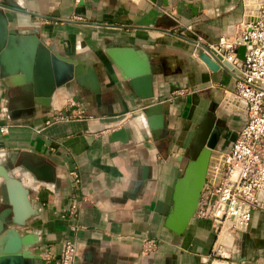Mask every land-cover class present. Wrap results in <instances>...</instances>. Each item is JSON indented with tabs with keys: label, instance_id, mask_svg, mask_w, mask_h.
Wrapping results in <instances>:
<instances>
[{
	"label": "crops",
	"instance_id": "obj_1",
	"mask_svg": "<svg viewBox=\"0 0 264 264\" xmlns=\"http://www.w3.org/2000/svg\"><path fill=\"white\" fill-rule=\"evenodd\" d=\"M8 1L43 15L127 26L63 23L4 10L9 28L34 30L54 52L94 67L101 91L97 103L89 86L59 88L52 110L42 112L39 106L18 108L17 88L0 89V127L8 128L0 132V162L18 164L14 174L30 189L36 214L19 231L36 236L40 264L46 251L58 256L65 239L76 243L75 264H217L209 259L215 241L211 221L194 217L180 235L164 222L173 187L188 161L185 150L203 115L217 105L215 123L222 130L217 150L231 146L246 115L229 98L236 79L222 69L210 71L198 58L202 50L177 35L194 33L199 42L214 47L244 19L246 0L0 3ZM107 43L133 45L154 56L158 70L152 98L136 96L106 56ZM158 102L168 111L164 130L154 135L143 110ZM70 103L89 115L46 123ZM123 126L130 139L111 138ZM40 165L51 168V181L33 172ZM143 167L148 175L144 181ZM72 170L80 177L78 183L70 178ZM73 198L79 206L71 219L67 209ZM4 208L0 200V211ZM146 238L157 244L148 253L143 251ZM228 254L226 264H264V211H253L247 228L233 234Z\"/></svg>",
	"mask_w": 264,
	"mask_h": 264
},
{
	"label": "water",
	"instance_id": "obj_2",
	"mask_svg": "<svg viewBox=\"0 0 264 264\" xmlns=\"http://www.w3.org/2000/svg\"><path fill=\"white\" fill-rule=\"evenodd\" d=\"M79 2L83 3V0ZM6 9L63 23L119 29H125L127 26L66 19L59 17L57 13L48 16L21 9L12 1H8L7 4L0 3V89L3 90L6 86L17 88L18 93L15 96L17 107L24 109L39 106L42 112H49L52 110L51 102L56 90L59 88L69 90L74 85L84 89L89 86L96 102L99 103L101 91L94 67L54 52L40 40L34 30L23 32L9 28L4 12ZM164 31L174 34L169 30ZM186 35L177 36L202 50L198 58L210 71L222 69L235 79L241 76L235 66L223 59V50L217 52L213 47L199 42L194 33ZM246 48V45H240L236 49L239 61H243ZM104 52L120 74L129 81L136 96L141 99L154 96V77L158 65L153 62V55L133 45L115 43H107ZM216 106L205 114L196 129L191 141L194 156L186 162L173 187L172 205L164 225L176 235L182 234L190 220L194 218L211 152L222 132L221 128L215 126ZM167 111L168 109L163 108L160 102L148 105L143 110L152 134L158 135L164 130V116ZM111 138H118L123 142L130 139L124 126L113 131ZM21 163L25 162L22 160ZM18 166L12 161L0 162V200L5 205L0 211V264H40L39 249H34L38 242L36 236L19 231V226H23L36 211L31 204L29 187L19 175L14 174ZM32 170L38 175V179L51 181L53 178L48 165H40ZM146 171L147 168L143 167L142 181L148 177Z\"/></svg>",
	"mask_w": 264,
	"mask_h": 264
},
{
	"label": "built area",
	"instance_id": "obj_3",
	"mask_svg": "<svg viewBox=\"0 0 264 264\" xmlns=\"http://www.w3.org/2000/svg\"><path fill=\"white\" fill-rule=\"evenodd\" d=\"M244 19L228 35L221 36L213 47L223 50L222 57L241 73L236 89L229 98L246 115L243 126L227 150L213 149L194 217L211 221L215 241L209 255L211 261L226 264L233 234L247 228L252 212L264 211V0H246ZM246 45L243 61L236 49ZM89 114L84 108L67 104L51 114L46 123L69 119H83ZM8 131L0 127L1 133ZM73 182L80 177L76 170L69 172ZM78 200L71 199L68 217L77 215ZM154 239L143 241V251L156 248ZM76 243L65 239L61 252L42 255L43 264H75Z\"/></svg>",
	"mask_w": 264,
	"mask_h": 264
},
{
	"label": "flooded vegetation",
	"instance_id": "obj_4",
	"mask_svg": "<svg viewBox=\"0 0 264 264\" xmlns=\"http://www.w3.org/2000/svg\"><path fill=\"white\" fill-rule=\"evenodd\" d=\"M211 110V109H210ZM220 123H215V126L219 128ZM189 157L192 158L194 156V151L192 150V147L188 148Z\"/></svg>",
	"mask_w": 264,
	"mask_h": 264
},
{
	"label": "rangeland",
	"instance_id": "obj_5",
	"mask_svg": "<svg viewBox=\"0 0 264 264\" xmlns=\"http://www.w3.org/2000/svg\"><path fill=\"white\" fill-rule=\"evenodd\" d=\"M205 116V114L203 115V117ZM203 117H202V119H203ZM202 119H201V121H202ZM200 121V122H201ZM200 124V123H199ZM196 131V130H195ZM195 131H194V133H193V135H192V139H193V136L195 135ZM192 139L190 140V143H189V147H191V141H192ZM189 147H187V149L185 150V152H186V155L188 156V160L189 159H191L190 157H189V153H188V148ZM213 237H214V235H213Z\"/></svg>",
	"mask_w": 264,
	"mask_h": 264
},
{
	"label": "bare ground",
	"instance_id": "obj_6",
	"mask_svg": "<svg viewBox=\"0 0 264 264\" xmlns=\"http://www.w3.org/2000/svg\"><path fill=\"white\" fill-rule=\"evenodd\" d=\"M161 133H162V131H161L159 134H161ZM159 134H158V135H159ZM192 219H193V218H192ZM192 219H191V220H192ZM191 220H190V221H191ZM189 223H190V222H189ZM217 264H218V263H217Z\"/></svg>",
	"mask_w": 264,
	"mask_h": 264
}]
</instances>
